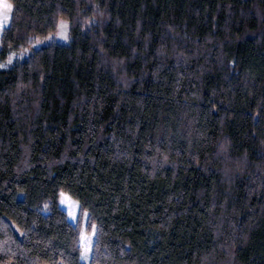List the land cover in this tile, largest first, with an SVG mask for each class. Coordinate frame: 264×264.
Here are the masks:
<instances>
[{
	"label": "trees",
	"instance_id": "obj_1",
	"mask_svg": "<svg viewBox=\"0 0 264 264\" xmlns=\"http://www.w3.org/2000/svg\"><path fill=\"white\" fill-rule=\"evenodd\" d=\"M7 1L0 264H264V0Z\"/></svg>",
	"mask_w": 264,
	"mask_h": 264
},
{
	"label": "rangeland",
	"instance_id": "obj_2",
	"mask_svg": "<svg viewBox=\"0 0 264 264\" xmlns=\"http://www.w3.org/2000/svg\"><path fill=\"white\" fill-rule=\"evenodd\" d=\"M4 4H10L7 0H0V42L1 36L4 29L10 26L12 20V10L13 7L11 5V10L8 11L3 7ZM4 16H7L8 19H4ZM63 25V27H61ZM31 48H39L46 44L55 42L59 44H68L70 41L69 31H68V23L64 20L59 21L58 28L54 34L47 35L45 37H39L37 39L29 38ZM28 50L26 48L13 52L9 55L7 60L0 66L1 69H6L15 62L19 60H23L27 56ZM22 198V196H18ZM64 201V203H62ZM58 207L60 210L64 212L68 222L72 225L75 235L78 239L87 237L89 227L91 225V220L87 217V215L81 210L80 205L68 196L65 193H59L58 197ZM42 211L44 213L47 212V208L44 205L42 207ZM88 238V237H87ZM81 240V239H80ZM62 264V263H59Z\"/></svg>",
	"mask_w": 264,
	"mask_h": 264
},
{
	"label": "snow or ice",
	"instance_id": "obj_3",
	"mask_svg": "<svg viewBox=\"0 0 264 264\" xmlns=\"http://www.w3.org/2000/svg\"><path fill=\"white\" fill-rule=\"evenodd\" d=\"M3 7L5 9H7L8 11L11 10V5L10 4H4ZM4 19L6 20V19H8V17L7 16H4ZM61 27H63V25H61ZM62 203H64V201H62ZM83 247H84V251L82 252L81 255H82L83 258H86L87 257V254H88V251L90 250L86 237L83 238Z\"/></svg>",
	"mask_w": 264,
	"mask_h": 264
}]
</instances>
